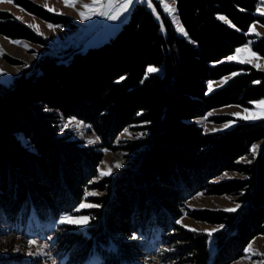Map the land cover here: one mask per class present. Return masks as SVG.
I'll return each instance as SVG.
<instances>
[{
    "label": "trees",
    "instance_id": "1",
    "mask_svg": "<svg viewBox=\"0 0 264 264\" xmlns=\"http://www.w3.org/2000/svg\"><path fill=\"white\" fill-rule=\"evenodd\" d=\"M10 1L46 21H65L31 0ZM150 3L136 2L101 45L44 56L29 75L0 86V226L19 234L42 228L62 264H134L146 253L161 264H229L264 234V147L250 154L264 138V119L218 133L195 121L213 108L264 98V72L226 60L248 40L264 58V38L247 33L253 22L264 25L255 14L258 0H176L186 35L177 34L158 2ZM0 35L42 41L5 11ZM229 75L208 91V82ZM61 116L88 124L98 146L59 136ZM126 127L144 133L123 146L133 153L129 166L116 179L90 183L98 149H114ZM247 156L250 163L242 161ZM225 172L240 176L213 180ZM89 189L99 194L85 200ZM198 191L237 195L241 205L235 212H188L225 226L211 237L176 223ZM84 201L99 205L81 211L86 227L59 223Z\"/></svg>",
    "mask_w": 264,
    "mask_h": 264
},
{
    "label": "rangeland",
    "instance_id": "2",
    "mask_svg": "<svg viewBox=\"0 0 264 264\" xmlns=\"http://www.w3.org/2000/svg\"><path fill=\"white\" fill-rule=\"evenodd\" d=\"M33 3L43 7L45 10L52 14L60 15L65 18L64 23H52L46 21L40 17H37L27 11H25L20 6L15 5L10 0H2L0 2V11L9 12L16 19L19 17L20 22L25 25H32L33 27H29L37 37H39L42 41L40 42H32L27 39H13L3 35H0V48L3 49L4 54L0 55V86L10 85L13 79L23 73L30 74L32 70H36V63L43 58L44 56L51 57H60L66 56L70 53L65 49V45L70 41L74 40L75 44L69 46L68 49H87L88 47L99 46L102 43L108 41L120 28L121 23L128 19L130 10L134 6L136 2L146 1L150 3V0H133V3L129 7L127 12H124L119 16L118 19L112 20L108 19L107 16H92L90 19L82 20L79 16V11H83L84 9L81 7L82 4H90L92 0H79L76 4V7H66L63 3V0H31ZM161 5L160 0H155ZM165 3L172 5V0H164ZM116 3L119 5L123 3V0H116ZM47 5V7H45ZM175 7V5H174ZM49 9H53L50 11ZM163 11L164 8L162 7ZM264 0H258L257 7L255 10V14L258 16H264ZM165 12V11H164ZM166 13V12H165ZM166 15L172 21L176 32L178 35H185L177 31V24L173 22V17L166 13ZM176 16V14H174ZM177 17V16H176ZM178 19V18H177ZM179 21V20H178ZM51 24L54 29H50L48 25ZM39 26V33L35 30V26ZM181 26V24L179 23ZM255 26V31L250 32L249 29L252 26ZM80 29H84L85 35L83 37H78V32ZM248 34L254 35L256 38H264V25L259 22H253L249 26ZM257 33L259 35H257ZM19 40L26 43L29 47L25 49L22 46H17L10 41ZM253 41V40H252ZM250 48L251 52L256 53L252 49L251 40H248L245 44L240 45L235 48L234 52L229 55H236V49L238 48ZM257 54V53H256ZM258 58H253L250 56L248 52L241 53L237 59L228 60L233 62H239V59H253L252 64H248L256 68L257 70H261L264 72V58L258 55ZM67 58V57H65ZM247 64V63H241ZM254 64H260L261 67H255ZM150 68V67H149ZM148 68V69H149ZM147 69L148 73L149 72ZM158 71L156 73L162 74L163 67H157ZM225 78H227L225 80ZM230 78L229 76L222 77L218 80L210 81L212 83V90H215L219 87L225 85ZM208 82V85L209 83ZM207 85V86H208ZM208 91L209 90L208 87ZM260 99L255 102L262 101ZM244 109L249 110H257L256 103H252L249 107H243L237 104H227L222 105L216 108L209 110L202 117L196 118L195 121L198 126L202 128L205 133H218L224 130L232 128L237 122H256L261 119L255 120H243L238 117L233 116V113H240L244 115ZM211 113V115H209ZM219 117L222 118L221 121H217L213 118ZM229 121H235L229 128L224 129L223 125ZM67 125V127H64ZM59 128V136H68L69 140L79 141V146H98L100 143L97 135L90 129V126L82 121H79L75 117H64L61 116L58 123ZM212 129H221L218 131H212ZM127 130V131H126ZM141 133L133 130L131 128H124L119 135L114 139L113 146L114 149L107 148H99L102 152V158L97 165V173L95 177L91 178V182H98L101 178L99 176V172L101 170L106 171L107 168L112 169V173L109 176H105L107 178L116 179L122 175L123 169L129 166V162L132 160L133 153L129 151H125L123 146L132 142L133 140H137L140 138ZM92 141V143H89ZM257 145L258 149L255 155L252 154L250 150V154L252 156H256L259 154L260 150L264 147V138L254 142L252 144ZM252 149V147H251ZM250 156L244 157L242 161H248ZM120 163V167L116 168L115 165ZM226 174V175H225ZM240 175L235 172H225L216 176L214 181H222L227 179L237 178ZM89 192H96L93 190H86ZM99 194V193H98ZM92 197V196H89ZM230 197V199H229ZM238 196L231 194H209L205 191H198L191 197L187 198L185 201V210L182 213L179 220H182V224H179L187 229H196L199 233L207 234L205 230L211 229H219L220 232L225 229V226L222 224H212L203 220H199L193 218L188 215L189 211L194 210H210V211H223L225 208H234L237 203ZM85 202V201H84ZM86 203H91L86 201ZM93 204V203H91ZM80 205V204H79ZM78 208V207H77ZM76 208V209H77ZM94 208V207H93ZM91 208L80 209L79 211H75L72 215L73 217L84 216L81 214V211L88 210ZM88 224V223H87ZM85 225H76L80 228H84ZM188 226V227H185ZM220 226H223L222 228ZM29 240L36 241V244L30 245L28 243ZM249 243L252 244V252L259 253V255H251L250 253H246L245 249L248 247ZM47 244L48 247L44 248L43 246ZM52 245V238L48 237L44 231H33L27 234H19L9 231L7 228L0 226V264H61L58 262L53 255L52 250H50L49 246ZM39 251H43L45 255H37L36 253ZM29 252L34 253L33 255H28ZM250 257V258H249ZM264 261V234H259L253 237L245 246L243 250V254L240 257L231 259L229 264H261ZM134 264H161L154 257L144 254L139 256Z\"/></svg>",
    "mask_w": 264,
    "mask_h": 264
},
{
    "label": "snow or ice",
    "instance_id": "3",
    "mask_svg": "<svg viewBox=\"0 0 264 264\" xmlns=\"http://www.w3.org/2000/svg\"><path fill=\"white\" fill-rule=\"evenodd\" d=\"M0 2H2V0H0ZM78 2H79V0H63V3L66 7H73V8L76 7V4ZM160 2H161L162 7L164 8V11L173 17V22L175 24H177V31L184 33L183 27L179 25V21H178L177 17L174 15L176 12V8L174 7L176 0H172L171 6L167 3H165L164 0H160ZM132 3H133V0H123V3H120L119 5L116 3V0H92V2L90 4H87V3L82 4L81 7L84 10L79 11L78 14L82 20L90 19L92 16H107L108 19L115 20V19H118L119 16L122 15L124 12H127ZM45 7H47V5H45ZM149 7H152L151 3H149ZM49 10L52 11L53 9H49ZM153 11H155V10L153 9ZM262 11H264V10H262ZM17 19H20V18L17 17ZM218 19H221V20H224L225 22H228L227 19L223 16L218 17ZM28 26L33 27L32 25H28ZM48 27L50 29H54L55 26L49 24ZM35 30L37 31L38 34H42V33H39V26L38 25L35 26ZM249 31L254 32L255 26L253 25L249 29ZM185 35H186V33H185ZM257 35H259V34L257 33ZM10 43H13L17 46H22L25 49H27L29 47L26 43L19 41V40L10 41ZM243 52H248L251 57L258 58L256 53L251 52L250 48L245 47V48L236 49V55L227 57V59L228 60L237 59V57ZM3 54H4V51L2 48H0V55H3ZM239 62L252 64L253 59L241 58V59H239ZM254 66L258 67V68L261 67L260 64H254ZM148 71L149 72H156V71H158V69H156L154 67H150L148 69ZM233 75H236V74L233 73ZM121 79H123V78H121ZM226 79L227 78H225V80ZM208 87H209V90L211 91L212 90V83L211 82L209 83ZM254 103H256V105H257V110L244 109V113H245L244 115H241L240 113H233L232 115L235 117H238L239 119H243V120L264 119V100L259 101V102H254ZM209 115H211V113H209ZM233 123H235V121H229L223 125V128L227 129ZM64 127H67V125H64ZM218 130H221V129H212V131H218ZM140 135H144V133H141ZM89 143H92V141H89ZM257 149H258L257 145L252 146L251 152L253 155L256 154ZM248 162L250 163L251 161H248ZM120 166H121L120 163H117L115 165L116 168H119ZM111 173H112V169L109 167V168H107L106 171L101 170L99 172V176L105 177V176L111 175ZM96 195H98V193L86 191L85 192V200H87V197H89V196H96ZM229 199H230V197H229ZM98 206L99 205L81 202L76 210L79 211L80 209L93 208V207H98ZM240 207H241V205L239 203H237L234 208H225V209H223V211L235 212ZM88 222H89V217H87V216L73 217L72 215H65L59 221L60 224H74V225H85ZM176 223L182 224V220H177ZM185 227H188V226L185 225ZM220 227L222 228L223 226H220ZM189 230L197 231L196 229H189ZM218 230L219 229H211V230H205V231H207L208 236L211 237L212 234ZM135 238H136L135 236L132 237V239H135ZM28 243L30 245H34V244H36V241L29 240ZM43 247L47 248L48 245L45 244ZM245 252L250 253L251 255H259V253L252 252V244L251 243H249L248 247L245 249ZM33 254L34 253H32V252L28 253V255H30V256ZM36 254L37 255H45V253L43 251H39ZM261 264H264V261H262Z\"/></svg>",
    "mask_w": 264,
    "mask_h": 264
},
{
    "label": "built area",
    "instance_id": "4",
    "mask_svg": "<svg viewBox=\"0 0 264 264\" xmlns=\"http://www.w3.org/2000/svg\"><path fill=\"white\" fill-rule=\"evenodd\" d=\"M85 35L84 33V29H80L78 32V37H83ZM75 40V39H74ZM74 40H70L66 45H65V49L68 50L69 46L75 44Z\"/></svg>",
    "mask_w": 264,
    "mask_h": 264
}]
</instances>
